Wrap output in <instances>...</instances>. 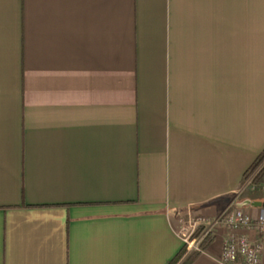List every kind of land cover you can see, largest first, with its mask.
<instances>
[{
    "label": "crops",
    "instance_id": "0c3cea01",
    "mask_svg": "<svg viewBox=\"0 0 264 264\" xmlns=\"http://www.w3.org/2000/svg\"><path fill=\"white\" fill-rule=\"evenodd\" d=\"M262 150L264 0H0V264H168Z\"/></svg>",
    "mask_w": 264,
    "mask_h": 264
},
{
    "label": "built area",
    "instance_id": "2783aa9c",
    "mask_svg": "<svg viewBox=\"0 0 264 264\" xmlns=\"http://www.w3.org/2000/svg\"><path fill=\"white\" fill-rule=\"evenodd\" d=\"M244 186L253 188L251 178ZM176 233L183 242L186 253H203L205 245L213 238L218 226L228 232L221 243L220 264H260L264 244L260 235L264 232V207H259L257 216L246 213L241 208L227 209L213 218H204L190 212L177 214ZM254 230L258 238L251 240L244 230Z\"/></svg>",
    "mask_w": 264,
    "mask_h": 264
},
{
    "label": "trees",
    "instance_id": "16d2710c",
    "mask_svg": "<svg viewBox=\"0 0 264 264\" xmlns=\"http://www.w3.org/2000/svg\"><path fill=\"white\" fill-rule=\"evenodd\" d=\"M244 179L251 178V184L253 186L252 191H258L264 183V150H262L255 160L252 162L250 167L244 173ZM184 254V248H182L176 256L168 262V264H190L195 258L196 253L191 254L189 257L182 260Z\"/></svg>",
    "mask_w": 264,
    "mask_h": 264
},
{
    "label": "rangeland",
    "instance_id": "374dc122",
    "mask_svg": "<svg viewBox=\"0 0 264 264\" xmlns=\"http://www.w3.org/2000/svg\"><path fill=\"white\" fill-rule=\"evenodd\" d=\"M248 179H250V178H248ZM246 180H247V179H246ZM245 188L250 189V187H246V186H244V189H245ZM251 190H252V189H251ZM191 254H192V253H186V251L184 250V254H183V256H182V260H184L185 258L189 257Z\"/></svg>",
    "mask_w": 264,
    "mask_h": 264
},
{
    "label": "water",
    "instance_id": "95a60500",
    "mask_svg": "<svg viewBox=\"0 0 264 264\" xmlns=\"http://www.w3.org/2000/svg\"><path fill=\"white\" fill-rule=\"evenodd\" d=\"M251 205L254 206V207H260V206H262L264 204H262L261 202H252Z\"/></svg>",
    "mask_w": 264,
    "mask_h": 264
}]
</instances>
